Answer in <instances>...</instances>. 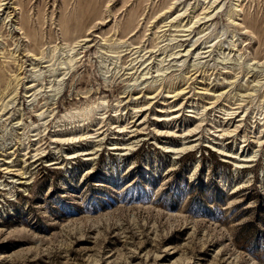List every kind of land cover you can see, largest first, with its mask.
I'll use <instances>...</instances> for the list:
<instances>
[{
    "label": "rangeland",
    "instance_id": "obj_1",
    "mask_svg": "<svg viewBox=\"0 0 264 264\" xmlns=\"http://www.w3.org/2000/svg\"><path fill=\"white\" fill-rule=\"evenodd\" d=\"M0 264H264V0H0Z\"/></svg>",
    "mask_w": 264,
    "mask_h": 264
}]
</instances>
